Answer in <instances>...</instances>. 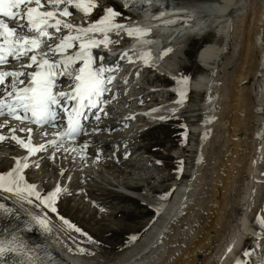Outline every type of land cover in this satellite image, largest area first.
<instances>
[{"label": "bare ground", "instance_id": "obj_1", "mask_svg": "<svg viewBox=\"0 0 264 264\" xmlns=\"http://www.w3.org/2000/svg\"><path fill=\"white\" fill-rule=\"evenodd\" d=\"M174 6L176 13L167 9V5V8L147 7L149 10L145 11V15L150 21H140L135 26L149 27L148 24L152 23L153 27L165 34L176 30L193 35L210 27L226 39L220 47L214 42L203 46L197 62L205 68L211 65L212 72L207 76H199L189 88L199 92L206 87L207 93L203 113L205 121L200 130H189V135L197 131L203 137L199 144L202 148L200 147L198 161L196 160L198 165L192 179L177 189L171 201L167 204L162 201L154 206L163 207L156 223L113 264H222L226 250L231 255L242 249L241 239L246 235L247 226L242 218L246 217V212L249 209L261 210L257 192L260 185L255 179L260 177L264 160V142L257 135L260 130L264 133V112L260 110L264 109L261 87L264 81V0H218L215 3H181ZM182 10L193 13L195 19H190ZM71 11L74 12V9ZM156 12L162 13V17L156 18ZM175 20H179L176 23L177 29L171 30L170 21ZM159 21L165 24L161 26ZM130 27L132 25L125 26L127 29ZM151 46L153 51L158 48L156 44ZM151 56L153 60L157 57L153 53ZM180 58L176 54L173 60ZM99 62L103 63L104 59L99 58ZM125 69L128 70L121 68L119 71L124 72ZM168 70L180 73L179 69L175 70L172 66H168ZM134 71L147 75L140 87H136L135 93L141 94V97L137 101H125L126 111L139 108L148 100L155 103L160 101L156 96L160 92L143 94V91L144 85H151L161 77L155 76L154 80L148 78L153 72L149 68H134ZM134 71L128 79H134ZM135 81L136 79L132 84ZM121 90L126 91L125 88L117 91ZM175 109L176 106L172 108ZM209 120L212 121L208 122ZM131 121L144 122V119L135 117ZM131 121L125 126H130ZM5 122L7 126L0 128V135L9 139L0 142V162L11 161L12 164L10 169L4 173L0 171V174H6L15 167L16 160H23L28 156L27 149L10 141L12 129H16L15 135L26 142L31 135L33 146L46 145L44 151L27 159L29 167L26 168L27 173L26 170L23 173L25 180L20 182L22 188L27 183L34 185L37 192L40 187H48L51 193L57 182L62 188L65 178L63 185H68L69 188L76 185L80 192L87 194L90 188L101 189L103 184L117 187V182L114 184L103 172L106 170L114 179L118 178L108 171L111 166L118 168L122 177L126 178L133 176L135 172H145L150 163L145 158L148 155L147 149L135 145L145 133L130 134L123 148L114 133L116 127L92 123V130L86 132V137L69 143L63 142L57 148L50 146L49 141L59 138H53L50 131L44 128L32 127V132L28 133L21 129L30 128L29 126L16 123L10 117L6 121L0 117V123ZM112 142L117 143V146H113ZM101 149L111 152V158L99 154ZM141 149L144 151L140 152ZM33 172L38 179L36 182L28 178V174ZM146 178L151 180L155 177L148 175ZM49 181L53 184H49ZM122 186L128 189L125 184ZM65 195L54 202L57 212L60 208L59 201ZM21 201V195L0 189V203L10 210L6 214L0 210V243L10 244L16 249L6 259L21 264H107L99 259L86 263L85 259L82 261L79 257H72L70 252L73 249L68 245L58 244L59 240L49 224L41 225L36 218H43L36 216L37 212L26 208ZM45 205L43 203L41 207L45 209ZM261 214L264 216V212ZM253 253L262 255L264 248L259 247Z\"/></svg>", "mask_w": 264, "mask_h": 264}, {"label": "snow or ice", "instance_id": "obj_2", "mask_svg": "<svg viewBox=\"0 0 264 264\" xmlns=\"http://www.w3.org/2000/svg\"><path fill=\"white\" fill-rule=\"evenodd\" d=\"M61 5L65 6L61 8ZM67 5H73L85 15L96 7L94 0H0V117L5 118V121L10 117L20 123L35 124L43 129L44 126L55 127L61 112L67 114L66 129L56 133L58 140L49 141L50 146L57 148L65 138H75L80 130L79 118L83 110L96 104L105 91V69L93 68L91 48L99 44L107 46L110 43L107 33L112 29L123 28L130 36L134 33L144 35L147 31L140 28L127 29L123 25L113 23L120 13L109 7L104 10L106 14L98 22L86 28H76L78 35L69 34L59 44L49 46L48 41L52 39L49 29L59 31L63 26L69 33L73 30L72 24L60 19L71 15ZM94 32L102 33L104 40L92 39L89 33ZM75 41H80L79 50L67 54V50L74 46ZM58 53L60 56L56 58ZM78 61L83 63L77 68L75 65ZM13 63L19 67H7ZM61 77L73 81L71 92L54 91ZM108 80L110 82L111 78ZM179 83L181 99L178 102L182 103L188 80L184 78ZM70 101H75L71 110L66 106ZM260 110L264 112V109ZM6 126V122L0 123V128ZM21 130L32 132L31 128ZM15 131L16 129H12L10 141H15L20 147L27 149L28 156L45 150L44 144L33 146L31 135L26 142L17 137ZM257 135L264 142V133ZM6 139L9 138L0 135V142ZM28 167L27 157L16 160L14 168L6 174H0V189L16 195L27 192L51 207L61 188L57 187L44 198L35 190L34 185L25 184L22 188V172ZM0 210L5 214L10 211L2 203ZM52 210L55 211V208ZM36 219L41 225L46 224L45 220ZM261 223H264V220ZM14 251L16 249L10 244L0 243V261H5L6 264V257Z\"/></svg>", "mask_w": 264, "mask_h": 264}, {"label": "rangeland", "instance_id": "obj_3", "mask_svg": "<svg viewBox=\"0 0 264 264\" xmlns=\"http://www.w3.org/2000/svg\"><path fill=\"white\" fill-rule=\"evenodd\" d=\"M106 1L107 0H98L102 5H104ZM165 1L172 5L181 3L201 4L202 2H218V0ZM108 3L109 6L113 7L116 11L121 12L122 8L119 4L112 0L108 1ZM208 29H211V34L203 40L202 38L192 37L184 57L182 56L179 60L170 58L172 64L170 63L169 65L175 70L180 69V71L183 72L180 73H182L184 78H187L188 81H194L199 76H207L212 72L210 69L211 65L205 68L197 62L200 51L207 45L203 47V43L206 41L208 44L214 42L220 47L226 42L225 37H216V30L210 27H208ZM262 39L264 43V35ZM200 47L201 49L199 50ZM212 64H214L213 61ZM156 82L162 83L165 82V79L158 78ZM156 82H153V84ZM263 86L264 81L261 87L263 88ZM156 96L159 99L161 94L158 93ZM206 97V87L204 90H199V92L193 90L189 97L188 111L185 112L181 121L153 129L145 133L141 140L135 142V145L147 149L148 155L145 158H147L150 163L147 165L145 172H135L133 176L123 178L120 170L111 166L110 169L108 168V171L113 175H117L118 178L114 179L106 170H103V172H105V175H107L108 179L114 184L117 182V187L103 184L101 189L90 188V190L87 191L89 198L87 194L80 192L78 186H71L73 189L62 199L63 201L60 200L59 202V213L62 218H66L64 223L67 222L70 225L71 223L69 222H72L75 227L73 228L71 226L72 224L69 226L67 223V225H64L62 219H60L58 215L50 216L47 213L42 215V218L49 224L51 231L57 236L59 240L58 244L70 246L73 249L70 254L76 258L79 257V260L83 261L85 259L84 262L86 263H92L95 259H99L101 261H106L107 264H113L124 252L138 242L151 229L159 217V214H152L150 209L163 199V197L166 198L167 202L171 201L177 191V189L174 190V187L176 188L187 183L188 180L192 179L191 176L194 175L196 171L198 165L196 161L198 159V151L200 147L202 148L199 144L201 143V138H203L201 132L197 131L200 130L204 122L203 107L205 109L204 104ZM179 126L182 127L183 132L184 129L188 131V140L177 145L174 143V134L176 131H179ZM193 128L197 130L196 133L191 132L189 135V130H194ZM260 132L262 133L261 130ZM186 135L187 134L184 132V136ZM3 149L10 150L8 148ZM143 151L144 149H141L140 152ZM105 154L108 155L110 153L107 152ZM177 156L180 157V160L175 159ZM262 161V168L259 174L264 171V160ZM182 162H184L185 165H182ZM10 164H12L11 161L0 162V171L3 173L6 172L11 168ZM179 164L183 167L182 171L185 172V179H188L186 182L177 181L178 173L176 167ZM47 174L48 173H45V175ZM148 175H152L155 178L150 180L146 178ZM28 178L30 181L36 182V173L33 172L28 174ZM51 183L52 181H49V184ZM123 184L128 187V189L125 188L126 190H133L136 191V193H129L123 190ZM262 191L263 189L259 186L257 191L259 206L264 198V194L261 195L260 193ZM151 192L153 194H151ZM90 200L92 201L91 203L88 202ZM22 202L26 208H32L33 211L41 214V200L33 196H22ZM92 203L94 204L93 206ZM256 214H258L257 210L251 211L249 209L248 212H246V217H248L247 219L249 220ZM246 217L242 218V222L245 220L244 223H246ZM67 220H69V222ZM77 229H79V231H77ZM228 251L226 250V252H224L225 255L221 261L222 264L230 256V252Z\"/></svg>", "mask_w": 264, "mask_h": 264}]
</instances>
